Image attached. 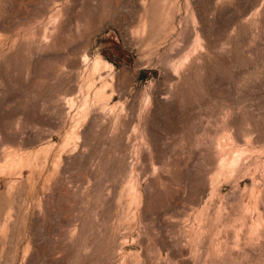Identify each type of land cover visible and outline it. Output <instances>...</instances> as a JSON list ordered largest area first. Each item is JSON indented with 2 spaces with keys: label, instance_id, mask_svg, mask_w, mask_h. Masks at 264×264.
<instances>
[{
  "label": "rangeland",
  "instance_id": "1",
  "mask_svg": "<svg viewBox=\"0 0 264 264\" xmlns=\"http://www.w3.org/2000/svg\"><path fill=\"white\" fill-rule=\"evenodd\" d=\"M263 167L264 0H0V264H264Z\"/></svg>",
  "mask_w": 264,
  "mask_h": 264
},
{
  "label": "bare ground",
  "instance_id": "2",
  "mask_svg": "<svg viewBox=\"0 0 264 264\" xmlns=\"http://www.w3.org/2000/svg\"><path fill=\"white\" fill-rule=\"evenodd\" d=\"M233 138V137H232ZM232 138L230 137V136H228V141H227V143H225V144H222V143H224V141L222 140V139H220L221 141H220V146H221V148H222V151H223V153H224V155L225 156H223V157H225V159H223L222 160V163L223 164H225V163H228V167H230V169H233L234 167H235V165L237 164V159H236V157H237V155H236V153H238V150H235V149H233L231 146L232 145H230L231 143H234L233 141H232ZM230 142V143H229ZM238 149V148H237ZM236 157H235V156ZM222 159V158H221ZM240 159V158H239ZM17 162L15 163V164H17V163H22L23 162V159H22V157L21 158H17V160H16ZM221 163V164H222ZM263 170H264V167H263ZM230 171V170H229ZM235 172V171H234ZM259 218V217H258ZM258 226V225H257Z\"/></svg>",
  "mask_w": 264,
  "mask_h": 264
}]
</instances>
